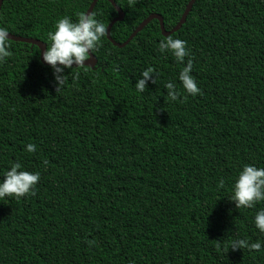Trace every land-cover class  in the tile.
<instances>
[{"label":"trees","instance_id":"trees-1","mask_svg":"<svg viewBox=\"0 0 264 264\" xmlns=\"http://www.w3.org/2000/svg\"><path fill=\"white\" fill-rule=\"evenodd\" d=\"M91 1L3 0L0 27L47 47L55 22ZM114 1L121 43L151 13L172 29L190 0ZM91 13L106 28L117 16L108 0ZM168 37L187 42L200 94L184 92L183 64L159 50ZM8 42L0 174L19 162L40 180L34 195L0 199V264H264V248L230 245L264 242L252 223L264 202L237 209L228 198L243 165L264 167V0H196L176 32L153 19L121 48L105 36L97 64L65 69L59 88L38 46ZM149 66L156 82L137 92Z\"/></svg>","mask_w":264,"mask_h":264},{"label":"clouds","instance_id":"clouds-1","mask_svg":"<svg viewBox=\"0 0 264 264\" xmlns=\"http://www.w3.org/2000/svg\"><path fill=\"white\" fill-rule=\"evenodd\" d=\"M108 35L105 24L97 20L92 13H77V19L73 21L70 17L64 16L54 24V31H49L46 49L42 52V59L53 69L54 79L58 88L66 83L65 69H82L85 61L89 60L91 54H95L100 46L101 40ZM9 31L6 27H0V63L6 62L10 56ZM161 52H170L177 61L183 64L182 70L178 74V80L188 95L200 94V88L192 73V60L189 58L186 63L185 57L189 56L187 42L168 37L159 42ZM157 73L153 67L145 68L135 83V90L143 92L151 80L156 82ZM167 96L172 100H177L180 91L172 82L164 85ZM57 88V89H58ZM26 152H34L35 145L29 143L24 149ZM47 165V160L43 161ZM19 162H14L0 176V199L6 197L21 198L26 195H34L35 187L40 180L39 172H29L21 170ZM225 181L220 179L218 187L223 188ZM231 196L228 198L234 201L237 209H251L264 202V167H257L254 164H245L239 170L231 184ZM255 228L264 234V207H260L252 219ZM231 249H248L249 251H261L264 242L256 240L249 241L247 238H236L230 241Z\"/></svg>","mask_w":264,"mask_h":264},{"label":"water","instance_id":"water-1","mask_svg":"<svg viewBox=\"0 0 264 264\" xmlns=\"http://www.w3.org/2000/svg\"><path fill=\"white\" fill-rule=\"evenodd\" d=\"M98 0H92L87 11L85 13H91L94 6L96 5ZM112 6L115 8V10L117 11V16L112 19V21L107 25V29H108V35L107 38L112 42L113 45L117 46V47H124L125 45H127L136 35L138 32H140L148 23H150L153 19H157L159 22V26L161 29V32L164 36H168L174 32H176L185 22L187 15L189 14V12L191 11L193 4L195 3L196 0H190L181 16V18L179 19L178 23L170 30H166L165 25H164V21H163V16L159 13H151L150 15H148L133 31L132 33L129 35V37L124 41V42H117L115 41L111 35H110V31L112 26L118 22V21H122L124 18V12L123 10L116 4V2L114 0H108ZM3 0H0V8L2 6ZM9 39L14 40V41H19V42H23V43H28L31 45H36L39 47L40 49V59L41 62L44 65L49 66L47 63H45L42 59V52L46 49V44L36 38L33 37H25V36H21V35H14L12 33H9ZM85 66H89V67H94L97 64V58L94 54H91V57L89 60H86L85 62Z\"/></svg>","mask_w":264,"mask_h":264}]
</instances>
